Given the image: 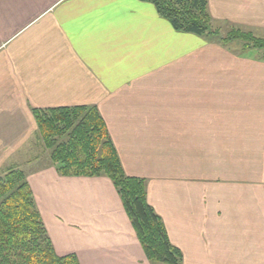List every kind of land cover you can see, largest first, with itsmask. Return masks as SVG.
<instances>
[{"label": "crops", "instance_id": "0c3cea01", "mask_svg": "<svg viewBox=\"0 0 264 264\" xmlns=\"http://www.w3.org/2000/svg\"><path fill=\"white\" fill-rule=\"evenodd\" d=\"M207 7L264 39V0ZM233 41L142 0H0V175L25 173L57 255L149 264L111 180L60 175L32 113L93 105L181 264H264V55Z\"/></svg>", "mask_w": 264, "mask_h": 264}, {"label": "trees", "instance_id": "16d2710c", "mask_svg": "<svg viewBox=\"0 0 264 264\" xmlns=\"http://www.w3.org/2000/svg\"><path fill=\"white\" fill-rule=\"evenodd\" d=\"M180 32L205 36L225 46L243 41V49L263 51L264 39L232 28L221 35L211 26L207 0H142ZM42 143L62 176H106L119 195L149 264H181V251L147 202L145 180L123 172L97 108L32 109ZM0 264H79L75 254L57 255L25 173L16 168L0 175Z\"/></svg>", "mask_w": 264, "mask_h": 264}, {"label": "rangeland", "instance_id": "374dc122", "mask_svg": "<svg viewBox=\"0 0 264 264\" xmlns=\"http://www.w3.org/2000/svg\"><path fill=\"white\" fill-rule=\"evenodd\" d=\"M232 46L240 47V49H238V50H240V51L244 50V49H243V41H241V40L233 41ZM43 145H44V144H43Z\"/></svg>", "mask_w": 264, "mask_h": 264}]
</instances>
